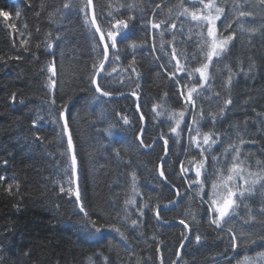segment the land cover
<instances>
[{
    "label": "trees",
    "instance_id": "obj_1",
    "mask_svg": "<svg viewBox=\"0 0 264 264\" xmlns=\"http://www.w3.org/2000/svg\"><path fill=\"white\" fill-rule=\"evenodd\" d=\"M62 1L0 0V12L9 14L7 18L0 16V177H4L0 180V264H161V257L163 264H173L186 230L179 225L161 227L155 218L157 205L175 199V192L162 183L158 174L163 141L156 142L148 152L137 142L142 123L134 97L109 101L97 96L89 81L95 71L93 65L98 66L102 60L101 45L93 28L85 23L79 0ZM184 2L188 6L187 0ZM241 2L244 10L253 14L244 26L254 31L240 33L234 22L232 28L224 30V16L217 21L225 35L236 29L238 36L227 59L218 68L210 69L213 79L204 92L207 99H198L197 105L205 113L219 114L223 102L233 100L215 128L204 121L201 131L220 133L224 147L228 142L239 145L241 158L254 163L264 161V5L260 0H216L232 19L238 15L233 6ZM65 3L72 7L65 9ZM156 4H160L159 9ZM180 4L181 0H94L97 23L105 32L109 13L122 18L142 16L145 22L165 19L177 23L178 28L184 21L185 35L176 38L180 43L173 42L168 32L163 37L165 51L170 53L175 46L183 55L194 50L195 37L193 41L186 37L190 28L193 32L195 29L183 16L177 19ZM87 12L90 21L88 9ZM119 39L121 59L115 61L110 49L111 65L108 63L105 69L111 76L99 82L113 93L139 94V110L145 121L144 145H151L161 133L168 134L163 167L168 182L181 196L175 207L160 210V216L168 221L184 219L191 230L177 264H229V260L237 264L244 256L256 258L264 252V242L259 239L264 234V215L260 211L264 207V190L257 185L256 193L240 203L230 224L223 228L210 224L211 217L204 211L206 205L201 207L199 198L186 191L188 183L180 174V162L187 165L195 153L187 150L186 132L180 137L170 133L174 125L170 117L185 105L175 81L160 67L167 57L157 59L162 55L158 31L141 30L137 23ZM22 40L28 41L29 51L21 48ZM46 42L52 47H46ZM132 43L141 47L133 50L129 47ZM133 54L139 76L133 74L129 80L128 64ZM50 64L55 65L54 78L48 71ZM225 65L236 73L230 90L224 87L228 79ZM178 77L183 90L184 74ZM49 78L57 81L55 90L50 88ZM136 84L140 87L136 88ZM13 93L15 101L11 99ZM53 94L57 106L67 104L65 115L78 159L81 199L97 224L106 225L101 233L89 232L82 225L61 120L58 111L49 106ZM41 115L50 117L48 125H44ZM195 115L190 109L185 122ZM123 116H127L129 124L123 123ZM92 121L96 126L91 125ZM241 139L245 141L243 145ZM214 151L219 153L221 145L214 146ZM250 170L257 171L255 167ZM193 176L194 172H190L189 178ZM61 187L73 189L68 200L57 193ZM209 188L210 184H206L205 193ZM131 199L135 206L125 205ZM141 207L143 216L137 211ZM134 219L135 226L131 223ZM109 224L119 227L123 236L108 228ZM230 228L237 234L235 250ZM197 234L201 236L199 243ZM249 235L255 242H248Z\"/></svg>",
    "mask_w": 264,
    "mask_h": 264
},
{
    "label": "snow or ice",
    "instance_id": "obj_2",
    "mask_svg": "<svg viewBox=\"0 0 264 264\" xmlns=\"http://www.w3.org/2000/svg\"><path fill=\"white\" fill-rule=\"evenodd\" d=\"M80 11L84 13L85 23L89 24L91 28H94V34H99V42L103 45L102 48V60L99 63L98 67L94 64V74L90 77V84L94 86L96 93H99L102 97H111L113 95L112 91L105 90V83L98 82L97 78L99 77L101 81H105L106 76H111V72H107L105 69V63L108 62L111 65L109 60L110 49L112 50V57L115 61L121 59V54L123 49L119 47L120 39L124 34L132 27H135L139 23L141 30H157L160 36V46L159 50L161 52V57L157 59H162L167 57L164 63L160 64L161 68H164L168 72L169 78L175 81V86L179 93V98L183 100L185 105L183 110H180L178 113H174L170 118L174 120V125L170 126V133L176 137H180L183 133L186 132L188 138L187 150L195 153L192 155L191 159L187 161V165L184 161L180 162V174L188 183V191L190 194L194 195L195 198H199L200 206L204 208L205 213L211 217L210 224L215 225L216 228H223L224 226L230 224L233 221V218L236 216V210L240 207V203L244 199H247L254 195L257 191V185L261 190H264V161L255 160L254 163L251 162L248 158H241V148L239 145H235L231 142L227 143V147H224L225 141L221 139V134L218 132H202V122L207 121L211 124L212 128H215L218 122V118L222 117L227 109L228 105L233 103L231 98L226 99L224 107L220 109L219 114H214L211 112L205 113L202 107L198 108L197 100H204L207 97L204 95V92L207 91L208 86L213 79L210 69L218 68L222 64L223 60L227 59V54L231 50V45L237 39L238 32L236 29H233L229 34L225 35L224 30L227 28H232V23H236L239 26V32L243 33L246 31H254L253 29L245 28L244 22L251 17L253 14L250 11H246L243 8V2L235 4L233 9L238 15L232 19L230 16L225 15V8L216 3V0H187L188 6H185L184 0H181L180 10L177 15V19L180 16H183L186 21L190 20L192 28L195 29L193 32L192 29H189L187 34V41H193L195 37L194 50L191 53L181 54L178 53L177 48L172 46L171 52L165 51L164 45L165 41L163 39L166 32L171 34L172 41L177 42V35L184 36L183 31L184 21H181L180 27L178 28L177 23L169 22V20L159 19V20H148L145 22L144 18L141 16L137 18L136 16L129 15L127 18H122L120 15H114L109 13L110 19L105 20L107 26V31H102L100 25L97 23V17L95 14L92 15L90 21L88 19L87 9L91 7L92 0H79ZM260 3L264 5V0H260ZM129 7H139V5H128ZM65 9L72 7V4L65 3L63 5ZM156 9L160 8V4H156ZM142 10V9H141ZM155 12V9L153 10ZM7 12H0V16L5 18L8 17ZM16 16L19 17L20 13L17 12ZM224 16L225 24L222 26L224 30L218 29L217 21L221 20V17ZM15 29V25H12ZM37 31H39L37 29ZM23 35V33H21ZM51 34H49L50 36ZM154 39V38H153ZM28 41H21V48L24 51H29L26 47ZM39 47V45H37ZM46 47L51 48L52 44L46 42ZM133 50L141 47L136 43L129 45ZM156 51L155 44L153 45V52ZM180 57V58H178ZM38 58V57H37ZM16 59H20L19 56ZM183 59V63H182ZM172 61H175V64L172 65ZM136 56L133 54L131 62L128 64V68L131 69L128 79L132 80L133 74L136 77L139 76V73L136 71ZM198 65V66H194ZM171 66V67H169ZM227 69L228 79L224 84V87L230 90V87L233 83V77L236 75L227 65L224 66ZM48 71L52 73V76H56L55 65L50 64L48 66ZM116 68L112 67V72H115ZM102 73L104 75H102ZM184 74L183 90H181V78L178 77V74ZM50 88L55 90L57 86V81L55 79L49 78ZM106 82V81H105ZM123 83V81H121ZM136 88H139L140 85L136 84ZM123 95V93H120ZM132 96H137V93L133 91ZM167 95V94H165ZM216 96L219 97V93H216ZM11 99L16 100V94L13 93ZM49 106L53 110L58 111L59 120H63L61 125L62 131L67 135V153L70 159V170L72 176H77L78 169V159L75 150V145L72 138V133L69 126V120L65 115V109L67 104H62L57 106V99L53 94L52 98L49 101ZM139 110V105H137ZM193 113H196L193 119L190 122H185V115L189 113V110ZM155 111V108L153 109ZM141 120L144 119L141 115ZM123 123L125 125L129 124L127 116L122 117ZM184 127H181V125ZM33 126L35 127V121H33ZM144 129H141V134ZM168 134L161 133L159 139L163 141L164 145V154H168V143L169 140L167 137ZM227 139V134H225ZM39 139V137H37ZM140 143L144 145V141L141 138ZM245 141L240 140V145H243ZM221 145V151L216 153L214 151V146ZM145 147H152V145H144ZM186 150V151H187ZM119 155V153H117ZM200 159H197V157ZM163 160V158H161ZM211 160V164H208V161ZM207 165V166H206ZM255 167L257 171H251L250 169ZM194 172V176L189 178V173ZM159 176L165 181H168V177L165 175V169L161 165L159 169ZM4 177H0V180H3ZM132 188L135 192L136 190V176L132 175ZM210 184L209 191L205 193V185ZM172 187H176L172 185ZM12 185L8 186V191H11ZM72 193L73 189L69 187L67 190L64 187L60 188V192ZM75 203L78 206L79 212L83 214L82 225L89 232L101 233L102 230H105V224H97V220L93 219L90 213L86 210V206L81 199V193L79 185L77 183L75 192ZM207 195V199H205ZM181 192L177 189L176 197L179 198ZM176 200H169L168 205H175ZM131 204L135 206V200H126L125 205ZM165 205L164 207H168ZM143 207H147L144 205ZM143 207L137 208V211L143 216ZM125 211L127 208L125 207ZM261 214L264 215V207L261 208ZM155 218L159 220L160 216V206L157 205L155 209ZM132 225L137 224V220L131 221ZM185 229L189 231V225L185 222L184 219L179 221ZM247 223V221H245ZM111 230L119 233L123 236L119 227L115 225H107ZM229 232L232 233V248L235 250L237 248V234L230 228ZM243 235V234H241ZM185 240L188 239L187 236L184 237ZM196 242L199 243L201 240L200 235L195 236ZM260 241L264 242V234L259 236ZM248 242H255L251 235L248 236ZM243 243V240H242ZM183 247V243H181ZM159 251V248L157 249ZM180 253L177 252L176 256L179 258ZM257 259H259L260 264H264V252L257 254L256 258L244 256L242 260H238L237 264H257ZM161 264H163V258L161 257ZM175 264V262H173ZM231 264V260H229Z\"/></svg>",
    "mask_w": 264,
    "mask_h": 264
},
{
    "label": "water",
    "instance_id": "obj_3",
    "mask_svg": "<svg viewBox=\"0 0 264 264\" xmlns=\"http://www.w3.org/2000/svg\"><path fill=\"white\" fill-rule=\"evenodd\" d=\"M90 15H91V17H92V15H93V8H91L90 7ZM101 44V43H100ZM101 46H102V48H103V45L101 44ZM129 95V93L127 94V93H124L123 95H121V94H117V95H112L111 97H107V98H122V97H125V96H128ZM129 96H131V95H129ZM133 97H135L136 98V111H137V114H138V116H139V118L141 117V113H140V110H138L137 109V105H139L140 104V97H138V96H133ZM141 119V118H140ZM141 122H142V129L144 128V126H145V121H144V119L143 120H141ZM66 135V134H65ZM66 138H67V135H66ZM142 138V134H141V132H140V134H139V138H138V141H139V143H140V139ZM158 140H161V139H159V138H157V139H155L154 141H153V143L151 144L152 145V147H153V145L158 141ZM162 141V140H161ZM140 145L142 146V148L145 150V151H149L150 149H152V147H149V148H146L144 145H142L141 143H140ZM162 158H163V160L161 159L160 160V163H159V168H158V173H159V169H160V167H161V165H163V162L165 161V159H166V156H165V154H164V152H163V155H162ZM160 177V176H159ZM160 179H161V181L163 182V184L164 185H166L167 187H169V188H171L172 190H174L175 191V193H176V189L174 188V187H172V185L167 181V182H165L161 177H160ZM77 182H78V169H77V176H74V185H75V189H76V186H77ZM178 199L179 198H177V197H175V200L178 202ZM177 202H176V204H177ZM175 204V205H176ZM175 205H168V207H174ZM165 206V205H164ZM164 206H161L160 207V210H162V209H165V207ZM168 207H166V208H168ZM159 223H163V224H165V225H181L180 223H179V221H177V220H173V221H170V222H163L162 220H157ZM181 226H183V225H181ZM186 232H187V237L189 238V236H190V231L188 230V229H186ZM186 241L187 240H183V245L186 243ZM180 250H181V245L179 246V249H178V252L180 253ZM179 258H180V255H179ZM179 258L176 256V260H175V264H177V262H178V260H179Z\"/></svg>",
    "mask_w": 264,
    "mask_h": 264
},
{
    "label": "bare ground",
    "instance_id": "obj_4",
    "mask_svg": "<svg viewBox=\"0 0 264 264\" xmlns=\"http://www.w3.org/2000/svg\"><path fill=\"white\" fill-rule=\"evenodd\" d=\"M66 0H64V1H62V2H65ZM91 8H93V14H95V8H94V0H92V5H91ZM88 10H89V15H90V8H88ZM96 15V14H95ZM90 19H91V15H90ZM24 24H25V22H23ZM93 30H94V28H93ZM102 30V29H101ZM95 31V30H94ZM103 31V30H102ZM58 34V33H57ZM96 35V37H97V39H98V41H99V34L98 33H96L95 34ZM62 36V35H61ZM63 38H62V41H65V37H64V35L62 36ZM101 48H102V46H101ZM109 60H110V56H109ZM107 65H108V62H106L105 63V68L107 67ZM98 67V66H97ZM103 74V73H102ZM99 77L97 78V80H98V82H99ZM94 87V86H93ZM95 91V90H94ZM133 91H123V92H118V93H113V95H117V94H120V93H129V95H131V93H132ZM96 93V92H95ZM97 94V96L99 97V98H102V99H106V100H109V101H116V100H119V99H123V98H126V97H133L132 95L131 96H125V97H122V98H107V97H102V96H100L99 95V93H96ZM137 96L138 97H140L139 96V94L137 93ZM135 98V97H134ZM136 99V98H135ZM40 119L41 120H45L44 121V125L46 126V125H48V123H49V121H50V117H47L46 119H45V117L43 116V115H41L40 116ZM63 124V120H61V125ZM92 126L94 125V126H96V123H94L93 121H92V124H91ZM141 132V131H140ZM140 134V133H139ZM63 136H64V138H65V140H66V142H67V138H66V135L63 133ZM138 138H139V136L137 137V142L139 143V141H138ZM157 139V138H156ZM155 140V139H154ZM56 141V140H55ZM158 141H161V140H158ZM157 141V142H158ZM56 143H57V141H56ZM153 143V142H152ZM151 143V144H152ZM154 146V145H153ZM146 148H149V147H146ZM152 149H153V147H152ZM144 150V149H143ZM151 150V149H150ZM149 150V151H150ZM148 152V151H147ZM164 163V162H163ZM163 183V182H162ZM166 186V185H165ZM167 187V186H166ZM176 189V188H175ZM177 190V189H176ZM75 192V191H74ZM175 192V191H174ZM59 195H61V196H63L66 200H68V192L66 191V192H64V193H61L60 191H58L57 192ZM176 194V193H175ZM176 197V196H175ZM175 200V199H174ZM179 200V199H178ZM178 203V202H177ZM177 205V204H176ZM175 205V206H176ZM174 206V207H175ZM170 208H172V207H170ZM160 220H162L161 218H160ZM174 220H178V219H174ZM163 222H170V221H168V220H162ZM172 221V220H171ZM159 223V222H158ZM159 225L161 226V227H169V226H173V225H165V224H163V223H159ZM175 262V261H174ZM178 263V262H177Z\"/></svg>",
    "mask_w": 264,
    "mask_h": 264
},
{
    "label": "rangeland",
    "instance_id": "obj_5",
    "mask_svg": "<svg viewBox=\"0 0 264 264\" xmlns=\"http://www.w3.org/2000/svg\"><path fill=\"white\" fill-rule=\"evenodd\" d=\"M255 5H256V2H255ZM174 191V190H173ZM175 196H176V194H175ZM177 221H180L179 219L177 220ZM179 226H181V225H179ZM183 227V226H182ZM184 228V227H183ZM190 228V227H189ZM185 229V228H184ZM184 240V239H183ZM188 240V239H187ZM183 242V241H182ZM187 242V241H186ZM184 246V245H183ZM182 248V247H181ZM179 249V248H178ZM180 259V258H179ZM176 260V259H175ZM179 261V260H178Z\"/></svg>",
    "mask_w": 264,
    "mask_h": 264
}]
</instances>
